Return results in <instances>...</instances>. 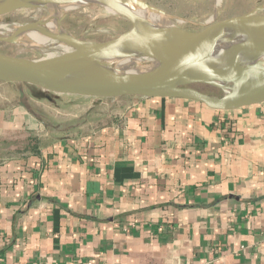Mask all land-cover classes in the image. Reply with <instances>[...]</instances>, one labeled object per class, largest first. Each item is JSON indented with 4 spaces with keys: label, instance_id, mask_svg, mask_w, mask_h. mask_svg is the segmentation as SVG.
Listing matches in <instances>:
<instances>
[{
    "label": "crops",
    "instance_id": "0c3cea01",
    "mask_svg": "<svg viewBox=\"0 0 264 264\" xmlns=\"http://www.w3.org/2000/svg\"><path fill=\"white\" fill-rule=\"evenodd\" d=\"M87 260L264 264V101L0 81V264Z\"/></svg>",
    "mask_w": 264,
    "mask_h": 264
},
{
    "label": "water",
    "instance_id": "95a60500",
    "mask_svg": "<svg viewBox=\"0 0 264 264\" xmlns=\"http://www.w3.org/2000/svg\"><path fill=\"white\" fill-rule=\"evenodd\" d=\"M55 1H80L100 6L115 2L119 9L117 14L130 23V28L103 41L73 37L75 42L70 51L47 56L27 58L0 53V81L24 83L59 94L99 98L177 97L200 102L215 110H230L264 101V81L256 77L264 62V8L213 19L197 30L178 29L172 34L154 36L147 47L137 51L129 50L128 36L140 23L128 11L127 0H0V15ZM138 1L147 8H154L143 0ZM33 24L36 23H29ZM22 26L25 25L16 27L6 37L0 36V41L12 42ZM224 37L232 40L242 37L244 41L238 47L236 58L220 63L217 70L211 72L196 57H202L205 44ZM53 40L65 41L56 36ZM106 53L132 59L140 65L135 70L87 72L78 64L77 59L84 54L112 64ZM195 85L216 88L221 93L214 96Z\"/></svg>",
    "mask_w": 264,
    "mask_h": 264
},
{
    "label": "rangeland",
    "instance_id": "374dc122",
    "mask_svg": "<svg viewBox=\"0 0 264 264\" xmlns=\"http://www.w3.org/2000/svg\"><path fill=\"white\" fill-rule=\"evenodd\" d=\"M215 2L217 3V0H160L162 6L184 12L176 15L163 14L182 31L197 30L213 19L242 14L257 8L260 11L264 8V0H220L217 4ZM215 5L216 8L213 11ZM202 9L203 12H201ZM54 11L50 4L47 3L45 6L21 8L0 15V34L8 36L15 27L20 25L26 26V24H28L27 26H31L29 23H36L37 26H40L38 22L49 20L54 15ZM59 22L74 38L93 41L115 38L130 28V23L123 16L111 11L109 12L104 6L96 4H81L78 8L66 12L61 11ZM10 27L12 30L5 34L6 30ZM30 36L31 33H28L25 37L28 38ZM57 43L58 41L56 42L53 38H50L46 47H29L17 43V41H0V53L32 58L69 50L68 47L63 48L58 46ZM195 86L199 90L214 96L221 93L216 88L203 85Z\"/></svg>",
    "mask_w": 264,
    "mask_h": 264
},
{
    "label": "bare ground",
    "instance_id": "6f19581e",
    "mask_svg": "<svg viewBox=\"0 0 264 264\" xmlns=\"http://www.w3.org/2000/svg\"><path fill=\"white\" fill-rule=\"evenodd\" d=\"M219 1L220 0H217V3ZM126 3L128 11L131 13L132 17L140 23V25L128 36V47L130 51H137L147 47L154 36L167 35L169 33L172 34L178 30V28L165 15L155 11L154 8H147L138 0H127ZM81 4L83 3L80 1L51 2L50 6L55 10L54 15L47 21L38 22L40 26H37L36 24L22 26L15 34L13 42L17 41V43L29 47H46L50 38L56 36L65 40L63 42L59 41L57 43L58 46L63 48L68 47L69 50L67 51H70L75 40L60 24L59 14L61 11L66 12L78 8ZM104 7L107 11L113 13H118L119 10L118 5L115 2L105 4ZM47 26L49 27L46 28ZM10 30H12L11 27L6 30L7 32L5 34ZM28 33H31V36L26 38L25 36ZM0 36L6 37V35L2 34H0ZM241 38L232 40L224 37L213 40L212 42L205 44L204 48H202L204 51L202 57L197 56L196 58H198L199 62H201L205 68L210 69L211 72H215L220 63L234 59V57L236 58V55H238V47H240L244 41H242ZM63 51L65 52L66 50ZM105 56L112 64H108L102 59L86 54L80 56L77 61L82 71L87 72L135 70L139 65L134 63V60L132 59L116 58L109 53H106ZM259 68L256 77L257 79L264 81V62L260 64Z\"/></svg>",
    "mask_w": 264,
    "mask_h": 264
},
{
    "label": "built area",
    "instance_id": "2783aa9c",
    "mask_svg": "<svg viewBox=\"0 0 264 264\" xmlns=\"http://www.w3.org/2000/svg\"><path fill=\"white\" fill-rule=\"evenodd\" d=\"M85 264H94L92 261H90V260H87L86 262H85Z\"/></svg>",
    "mask_w": 264,
    "mask_h": 264
}]
</instances>
